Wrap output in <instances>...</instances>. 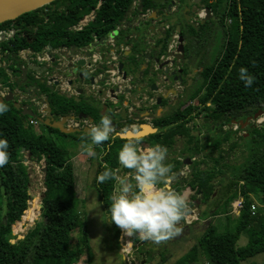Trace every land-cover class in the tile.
<instances>
[{
	"label": "trees",
	"instance_id": "1",
	"mask_svg": "<svg viewBox=\"0 0 264 264\" xmlns=\"http://www.w3.org/2000/svg\"><path fill=\"white\" fill-rule=\"evenodd\" d=\"M100 2L101 5L96 11L93 22L82 31H70V27L77 25L83 18L85 11L91 12ZM170 2L171 0H167V4ZM185 3L186 0H183L177 5L174 15H178L179 19L175 24H170L163 36L159 38V45L166 44L163 47V53L176 31L186 37L195 32V29L187 24L182 13ZM203 3L212 10L215 18L221 19L224 26L227 25L221 52L215 62L204 66L205 87L214 96L217 120L224 117L228 111H231L232 119H239L244 114L254 115L260 110L264 111V0H213L212 2L204 0ZM165 8L166 4H160L154 0L142 2L57 0L16 19L25 21L27 25L33 27V30H37V39L35 38L32 42L26 38L21 41L12 40L6 43L5 47L12 52L13 56H9L10 61H16L19 59L20 51L31 49L33 52L41 53L50 44L58 47L62 43L69 42L87 46L94 41V35L102 38L116 31L119 25L127 22L131 13L139 17L148 11H159ZM59 10L63 11L59 12ZM42 13L50 17L48 22L45 17H41ZM213 22L211 20V23ZM201 28H210V23L204 24ZM132 29L137 34L141 33V28L136 26L132 28L130 25L121 30L118 37L120 43L126 42L127 36L132 35ZM138 48L139 44H135V51H139ZM241 67L246 68L255 78L249 87H245L238 78ZM5 80L9 78L6 77ZM9 86L13 88V85L9 84ZM40 87L37 95L47 97L57 117L87 113L94 118L96 125L99 124L103 115L96 105H91L84 98L76 100L73 97L60 95L44 84ZM4 104L7 105L8 111L0 115V135L8 141L9 157L8 163L0 168V264H73L81 256H87V263L92 264L93 253L90 245H82L74 237L76 232H85L83 227L86 225L80 215L82 200L76 188L75 167L72 162L74 154L54 140H49L48 135L56 138L69 137L75 141L84 140L88 143L90 141L83 133L67 135L39 122L31 124L34 118L23 115L12 102ZM39 125L44 127V133H38L36 130ZM244 131L249 138L242 136V139L247 141L248 149V155L243 163L227 168L226 162L221 163L224 158L220 155L214 167L201 168L197 164L193 168V173L185 181L186 185L177 184V191L184 190L186 196L189 195L187 193H191L193 199L202 192L205 202H208L216 192V187L221 186L224 201H221L222 199L217 201L216 209L212 211L213 217L221 213H226L229 217V204L235 202L241 194L244 207L237 216L235 229L223 231L213 221L209 222L198 242L172 264H197L201 258L209 264H241L242 261L264 253V123L261 128L250 127ZM177 132L180 133V130ZM236 132H233L234 136ZM157 137L159 135L154 138ZM229 140L228 136L218 138L205 148L227 152L228 149L222 146ZM125 142L128 140L109 136V139L102 144L93 146L97 155L90 157L92 162L97 161L93 185L107 218V207L111 203L117 183L114 180H108L98 184L96 177L105 166L113 169L117 177L121 174H131L129 169L120 170L121 164L117 158L121 145ZM148 144L153 145L152 142ZM234 147H237L236 142L231 146V148ZM26 152L32 155V160L36 163L44 161L47 169L44 183L46 190L42 198V220L24 237L19 238L14 234L13 226L25 213L28 214V218L31 216L29 211L31 180L29 167L25 161ZM226 170H230V176L225 185L224 179L219 178L226 173ZM254 200L258 204L255 213L252 211ZM224 205H227L225 211L222 208ZM203 217L207 215L203 214ZM109 224L114 238L118 241L122 230L114 223ZM243 233L248 236V244L238 247V240ZM132 238L137 244L142 241L138 235H133ZM140 250L146 256L151 255V251L145 250L144 245H141ZM163 261L165 262L164 256Z\"/></svg>",
	"mask_w": 264,
	"mask_h": 264
},
{
	"label": "flooded vegetation",
	"instance_id": "2",
	"mask_svg": "<svg viewBox=\"0 0 264 264\" xmlns=\"http://www.w3.org/2000/svg\"><path fill=\"white\" fill-rule=\"evenodd\" d=\"M212 1L209 0V2ZM199 6L207 7L203 2L201 5H195L191 14L194 13L197 16L201 12V10H196ZM62 11L59 10V12ZM41 15V17H45L47 22L50 20L48 15L45 16L43 13ZM211 20L213 19L204 23H210V28L202 29L201 27L204 24L198 25L196 28L193 27L195 29L193 34L187 37L184 36L186 50L184 58L176 59L167 56L168 52H172L169 49L173 35L178 34L179 38L183 36L178 32L173 33L164 53L163 47L166 44L159 45V39L150 40V37L149 39L145 36L149 45L142 46L140 44L142 38H139V34L136 37L129 35L125 40L127 43H120L118 37L121 30L130 27L129 24L125 23L119 25L117 30L110 35L105 36L107 38L105 44L94 52L99 56L98 61L97 63L91 61L90 66L79 67L70 62L69 58L72 55L84 58L88 52V45L79 46L77 43L69 42L62 43L58 47H53L50 44L51 47L41 53L33 52L31 49L25 50V55H18L19 59L16 61L11 60V62L18 63L21 59L30 58L34 64H37L39 60H42L38 59V56L43 57L44 54H49V61H43L41 68L45 65L50 67L51 74L48 76L54 78L51 82L53 90L60 95L73 97L76 100L87 98L88 101L92 99L88 103L96 105L100 108L103 116L107 115L111 118L113 126H111L109 136L112 138L119 137L117 136L119 132L134 130L143 124H148L154 130L156 129V132L150 133L143 141L140 139L138 147L140 149H143V146L149 147L148 143L152 142L153 145L159 144L167 149L165 163L167 161V164H171L173 174L171 187L178 190L177 184L186 185L185 181L193 173V168L205 157H211L208 152L217 151L215 148L206 149L205 146L211 145L220 137L228 136L231 140L234 131H237L236 136L240 131L244 132L247 128L257 127L259 118L254 116L259 112H264L260 110L254 115L244 114L239 119H232L231 111H228L224 114V117L217 120L214 96L205 87L204 66L215 62L221 52L222 48L213 61L208 60L212 53V43L219 34L222 36L223 47L224 31L227 25L224 26L219 18L213 20L214 24L211 23ZM200 21L196 24H200ZM91 22L82 28L78 27V23L70 27V31H82ZM212 24L213 26H211ZM143 27H145V24ZM168 28L169 26L164 29L162 36ZM36 31L23 20H14L8 24L0 25V32H5L0 35L1 97H5L10 90L6 84L4 68L7 67L10 61L9 56H13L12 52L5 47V44L12 40L21 41L24 38L28 40L37 39L38 32ZM100 39L97 38V41ZM111 40H113V43L110 42ZM135 44H139V51H135ZM141 48L144 49V53L139 55ZM113 56L116 59L112 61ZM87 64H89L88 60ZM122 65L123 69L121 71L120 67ZM113 69L116 70L115 75L111 72ZM31 75L33 76L30 79L31 81L29 80L24 86L22 85L20 90L16 91L14 89L16 94H20L21 91L25 92V87L28 88L25 94L21 93V96L17 98L18 100L22 98H28L30 101L37 99V92L40 90L43 81L45 82L44 85H47L49 77L46 74L31 73ZM100 75L101 77H99ZM79 90H82L83 95L79 93ZM104 95L105 98H103ZM98 99L102 103H97L96 100ZM105 106L107 107L106 110L104 109ZM103 112L105 113L103 114ZM79 115H75V120L80 122L81 125L83 124V128L96 124L91 123L89 118L79 119ZM87 115L91 116L90 114ZM234 120L240 121L242 124H238L235 128ZM243 125H246V127L243 128ZM178 130H180V133L177 132ZM157 135L159 137L154 138ZM224 148L228 149L226 145H224ZM187 158L191 159L190 165L184 164ZM186 166H188L187 175L183 173ZM129 176H131L130 173ZM187 197L189 201L190 195ZM197 197H199L198 204L210 202L216 207V192L210 198L211 201L208 202L204 201L202 192ZM191 201L194 202L197 199L191 197ZM189 213L186 211L185 215ZM198 219L200 220V217Z\"/></svg>",
	"mask_w": 264,
	"mask_h": 264
},
{
	"label": "rangeland",
	"instance_id": "3",
	"mask_svg": "<svg viewBox=\"0 0 264 264\" xmlns=\"http://www.w3.org/2000/svg\"><path fill=\"white\" fill-rule=\"evenodd\" d=\"M90 13V11H85L84 16H87ZM33 40L34 39L30 40V42H32ZM222 41V36L219 34L215 41L212 43V53L210 54V57L208 59L210 62L213 61L214 58L218 55L220 49L222 48ZM259 118H263V115ZM257 127L261 128V125L259 124ZM36 130L38 131V133L45 132V129L42 125L37 126ZM241 135L249 138V135L246 134L245 131H240L238 135L234 136L231 141L229 140L225 144L226 147H228L227 152L223 151V145L221 148L223 152H220V150H217L215 152H208L211 155V158L205 157V159L200 161L198 164L203 168H212L216 165L215 161L219 158L220 155H223L224 158L221 163L224 164V162H226L228 165L227 168L243 163L248 155V149L246 148L247 141L245 139H242ZM48 138L49 140H54L61 147L66 148L71 154L75 155L79 152L78 155L80 157H85V150L83 148V145L88 142L83 140L78 141V143H75L69 137L56 138L54 136L48 135ZM234 142L237 143V147L231 148ZM144 147L146 146H143V148ZM80 150H84L82 151V154H80ZM79 156L74 158V160L78 161L80 158ZM87 157L88 156L85 157V160L87 162H84V166H89L88 171L86 172L82 170V166H77L79 169L76 170V188L79 198L82 200V206L80 207V215L82 216L86 224L83 227L85 232H76L74 237H76L75 239L79 240L82 245H90L91 251L93 253V259L91 261L92 264H172L184 254H186L192 248V246H194L198 242V239L204 234L209 222L213 221V223L219 226L220 229L223 231H233L235 229L238 215L232 213L234 202L232 204H229L228 206L229 217H227L226 213H221L220 215L213 217L212 210L216 209L215 206L210 204V202H208L207 204H198L199 197L196 198L197 201L192 202L191 193H187L190 195V200L188 201L187 197L188 207L186 211L190 213L192 211H195L198 217H200V220L194 221L190 225H186L185 218L183 217L178 223V227L180 228L178 234L160 243H155L148 239H141L142 241L137 244L133 240H131L136 245L134 246L132 254L128 255L127 246L130 242V238L124 235L123 232L118 241H116V239L114 238L110 228V224L109 222H106L108 218L102 209L98 193L93 185V181L97 171V161H89ZM25 161L29 167L31 180V201L29 207V211H31V216L28 218V214L25 213V215L20 220H18L13 226L14 234L19 238L24 237L30 229L34 228L42 220L40 207L42 206V198L46 190L44 184V161L39 164L36 163L32 160V155L30 156L28 152L25 153ZM205 161H207V163H204ZM125 176H129V174H121L119 177ZM229 176L230 170H226V173L224 175H221L219 179L223 178L224 184L226 185ZM222 190L223 189L221 186L216 187L217 201L219 199H222L221 201H224ZM182 192H184V190H182ZM239 196L242 197L241 194H239ZM254 202V204L257 206L258 204L256 200H254ZM222 208L225 211L227 205L222 206ZM203 214L207 215V217H203ZM247 244L248 236L246 233H243L238 240L237 246L244 247ZM141 245H144L145 250L151 251V255L147 254L146 256L144 252L140 250ZM163 256L165 257V262L163 261ZM87 262V256H81L78 257L73 264H88ZM197 264L209 263L204 258H201V260ZM241 264H264V253H259L253 258L242 261Z\"/></svg>",
	"mask_w": 264,
	"mask_h": 264
},
{
	"label": "clouds",
	"instance_id": "4",
	"mask_svg": "<svg viewBox=\"0 0 264 264\" xmlns=\"http://www.w3.org/2000/svg\"><path fill=\"white\" fill-rule=\"evenodd\" d=\"M238 78L245 87L253 84L254 76L241 67ZM8 111L7 105L0 103V115ZM111 118L102 116L99 124L88 127L86 137L90 143L83 145L88 157H96L93 146L109 139ZM140 138L125 142L117 154L119 163L131 170V176L117 177L113 169L105 166L96 177L102 184L116 181L118 187L107 207L108 219L123 234L160 243L178 234L179 221L187 210V196L171 187L173 174L171 165L165 163L167 149L155 144L143 149L138 147ZM8 141L0 135V168L8 163Z\"/></svg>",
	"mask_w": 264,
	"mask_h": 264
},
{
	"label": "water",
	"instance_id": "5",
	"mask_svg": "<svg viewBox=\"0 0 264 264\" xmlns=\"http://www.w3.org/2000/svg\"><path fill=\"white\" fill-rule=\"evenodd\" d=\"M57 0H0V25H3L4 23L14 21L18 18H20L22 15L36 11L46 5H49ZM143 0H136V2H142ZM183 0H171V3L168 6V9L171 11L173 7L179 5ZM203 0H186L184 9H183V14L185 16V20L188 25H191L192 27L196 28L198 25L201 26L203 25L206 21L212 19V11L208 7L204 6H199L197 7V11H205L206 12V17L200 21V24L198 23L195 18L198 16H195V14H191L192 8L195 7V5H201ZM153 15L150 16L151 19H157L156 12H152ZM145 24V19H140L139 23L136 25L138 28H142ZM139 34V38H142V42L140 43L142 46H147L149 45V42L147 41L148 39L145 37L146 33H141ZM97 35H94V41L91 42L87 49L88 52L84 58L77 57L76 55H72L69 60L72 62L74 65L79 66V67H86L87 65L90 66L94 52L98 50L101 46L105 44V41H107V38H101L99 41H97ZM179 46L175 51L168 52L167 56L169 58H184L186 54L185 50V38L184 36H180L179 38ZM51 47V46H49ZM25 50L19 52V56L23 54ZM144 53V49L141 48L139 55H142ZM87 60L89 61V64H87ZM25 61V63H24ZM43 60H39L37 64H34L30 58H26L25 60H22L18 63H9L7 67H5V78L8 77L9 80H6L8 89V94L5 97L0 96V103H6V102H12L15 106L16 109L21 110L23 115L30 116L34 119H37V121L41 124H44L46 126L52 127L54 129H58L64 134H80V133H86L88 127L86 128H69L67 126V122L69 120H75L76 116L75 115H66L63 117H57L55 113H53L52 108L50 106V102L48 101L47 97L44 95L38 96L37 99H33L30 101L28 98H22V99H17L19 96L22 94H25V92L28 91V88H24V91H21L20 94H16L15 90H20L21 86L25 85L30 79H32L31 73H36L37 75H42L46 74V76H50V67L48 65H45L41 68V65L43 64ZM13 67V68H12ZM1 68V67H0ZM121 71L123 69V65L120 67ZM17 71V72H16ZM0 74H1V69H0ZM19 76H18V75ZM126 74V73H125ZM48 76V77H49ZM1 77V76H0ZM20 78V80H19ZM34 79V78H33ZM54 80V78L49 77L47 80V85H45L48 89L51 91H55L52 88L51 82ZM31 81V80H30ZM45 82L43 81V84ZM9 84L13 85V88L9 86ZM12 89V90H11ZM15 89V90H14ZM80 94H83L82 90H79ZM113 92V90H111ZM105 98V95L103 96ZM37 103H44L46 105L44 112L45 115L42 116L39 114V110L37 109ZM104 109L106 110L107 107L105 106ZM105 112H103L104 114ZM264 112H259L256 114L254 117L259 118L262 116ZM79 119L81 118H89L91 123H95V120L87 115V114H80L78 116ZM233 124L238 125L242 124V122L234 120ZM113 126V124H111ZM243 128L246 127V125L242 126ZM149 132H156L157 130L153 129L150 125L148 124H143L137 129L134 130H127L123 132L117 133V136H119L121 139H125L128 141L135 140L136 138L144 139L147 136L150 135ZM110 135V133H109ZM31 156V154H30ZM184 164L190 165L191 164V159L187 158L184 161ZM124 167L121 165L120 170H122ZM44 172L45 174L47 173V169L44 167ZM41 211V207H40Z\"/></svg>",
	"mask_w": 264,
	"mask_h": 264
},
{
	"label": "built area",
	"instance_id": "6",
	"mask_svg": "<svg viewBox=\"0 0 264 264\" xmlns=\"http://www.w3.org/2000/svg\"><path fill=\"white\" fill-rule=\"evenodd\" d=\"M100 5H101V3L97 6L96 9H93L89 15L84 16V18L78 24L79 28H82L83 26H85L86 24H88L89 22L94 20L96 11H97V9H99ZM148 15H150V11H148L146 14H144L142 16V18H145ZM206 15L207 14H206L205 11H201V12H199V14L195 18V20L197 22H199L200 20L204 19L206 17ZM4 33L5 32H0V35L4 34ZM178 39H179V35L178 34H174L173 38H172V41L170 43V49H169L170 51H174V50L177 49V47H178ZM110 42L113 43V40H111ZM49 58H50L49 54H44L43 57L38 56V59H42L44 62L45 61L48 62ZM98 58H99L98 54H94L93 58H92V62L93 63H97ZM115 59H116V57L113 56L112 57V61L115 60ZM111 72L113 73V75H115L116 70L113 69ZM99 77H101V75ZM4 95H5V92H4ZM45 107H46V105L44 103H37V109L39 110L38 112L42 116L45 115V112H44ZM257 122H258V124L262 125L264 123V115H263V118H259L257 120ZM37 123H38L37 119L31 120V124H37ZM84 124L86 125V123H84ZM67 126L69 128H83L84 127L83 124L81 125V123L77 122L76 120H69L67 122ZM235 128H237V125H235ZM243 207H244V199H243V197L239 196V198L233 203V211H232V213H234L236 215H239ZM256 210H257V206L255 204H253L252 205L253 213H255ZM184 218H185L186 225H190L194 221H199L198 215H197V213L195 211L185 215ZM129 238H130V242L128 243V246H127V248H128L127 249V253H128V255H131L132 252H133L134 246L136 244L133 243V241H131V240H133L132 236L129 237ZM131 242H132V245H131ZM129 245H131V246H129Z\"/></svg>",
	"mask_w": 264,
	"mask_h": 264
},
{
	"label": "crops",
	"instance_id": "7",
	"mask_svg": "<svg viewBox=\"0 0 264 264\" xmlns=\"http://www.w3.org/2000/svg\"><path fill=\"white\" fill-rule=\"evenodd\" d=\"M154 1H156V2H158V3H160V4H166V8L165 9H161V10H159V11H150V15H148L146 18H145V27H142L141 28V31L143 32V33H146V37L147 38H149L150 40H158L161 36H162V33H163V31H164V29L165 28H167L170 24H175L176 22H177V20L179 19V17H178V15H174L175 13H176V11H177V6H175V7H173V9L170 11L169 9H168V6H169V4L171 3H168L167 4V0H154ZM209 1V0H208ZM185 6V5H184ZM165 7V6H164ZM195 8V7H194ZM134 10V9H133ZM152 12H156V16H157V19H151L150 18V16H152L153 15V13ZM133 13H131L130 15H129V17H128V20H127V24H129V25H131L132 26V28L134 27V26H136L138 23H139V21H140V19H142V16L143 15H141V16H139V17H135L134 15H132ZM185 18V17H184ZM167 19H168V21H167ZM212 19L213 20H215V18H214V14L212 13ZM131 31H133V29L131 30ZM178 31H176V33H177ZM136 35H137V33L135 32V30L132 32V36H135L136 37ZM23 55H25V51L23 52ZM24 59V58H23ZM25 60V59H24ZM9 63H11L12 64V62L11 61H9L8 62V64ZM24 63H25V61H24ZM83 95V94H82ZM97 101V103H100L101 101L98 99V100H96ZM102 103V102H101ZM148 133H152V132H149L148 131ZM75 143H78V141H75V140H73ZM73 145H74V143H73ZM144 148H146V147H144ZM82 151H84V150H82ZM81 150H80V154H82L83 152H82ZM86 152V151H85ZM85 152H84V156L86 157L87 155L85 154ZM79 153V152H78ZM78 153L77 154H75L74 155V157L72 158V162H73V164H74V167H75V172H76V183H77V169H79L77 166H82L81 168H82V170H84V171H88V167L87 166H84L85 164H84V162L86 163L87 161L85 160V157L84 158H82V157H80L79 155H78ZM77 156H79L78 158H79V160L78 161H75L74 160V158H76ZM88 159H89V161H90V157H87ZM186 165V164H185ZM86 169V170H85ZM188 170V166H186L185 167V170H184V174H186L187 175V173H186V171ZM118 187V186H117ZM117 189V188H116Z\"/></svg>",
	"mask_w": 264,
	"mask_h": 264
}]
</instances>
